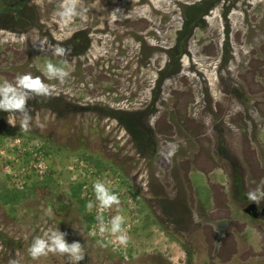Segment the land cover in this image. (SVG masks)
<instances>
[{
	"label": "rangeland",
	"instance_id": "1",
	"mask_svg": "<svg viewBox=\"0 0 264 264\" xmlns=\"http://www.w3.org/2000/svg\"><path fill=\"white\" fill-rule=\"evenodd\" d=\"M62 3L0 0V83L55 86L28 101L29 132L0 110V264H74L32 259L49 228L81 243L78 264H264V200L246 195L264 183V0H82L72 20ZM98 180L119 206L99 211ZM98 214L125 217L127 244Z\"/></svg>",
	"mask_w": 264,
	"mask_h": 264
},
{
	"label": "clouds",
	"instance_id": "2",
	"mask_svg": "<svg viewBox=\"0 0 264 264\" xmlns=\"http://www.w3.org/2000/svg\"><path fill=\"white\" fill-rule=\"evenodd\" d=\"M81 6L82 0H63L57 14L66 20H72L77 16H81L86 11ZM20 40L25 41L26 37L21 36ZM40 50L44 49L40 48ZM47 50L56 57H66L71 52V49L59 45L50 46ZM61 63L66 64L67 61L62 60ZM43 74L47 80H56L60 84H65L70 76V72L65 67L53 64L51 61L45 63ZM54 91L55 86L45 83L41 76H33L31 73L22 74L16 77L15 83L8 81L0 83V110L11 114V118L8 119V123L11 126L17 124V115L15 113H19L20 130L29 132L31 130L32 115L28 108V101L37 96L50 98L53 96ZM177 147L175 144L169 145L170 150L167 153V158H170L175 153ZM93 190L100 212L111 209L114 205L119 206L120 199L118 195L112 192L104 182L96 181L93 184ZM246 195L250 202L259 205L264 200V183L256 189L248 191ZM86 207L90 211L94 205L90 201ZM97 220L99 221V231L101 234L110 231L116 236L120 244H127L129 237L124 232L125 217L123 215L117 214L112 216L107 225L102 215L98 214ZM66 235L67 233L61 232L58 228H49L43 236H37L32 240L28 249L30 256L36 260L41 257H47L49 254H60L66 255L70 261L78 264L79 261L85 258L84 247L81 243L75 241L69 244L65 239ZM9 264H18V262L11 260Z\"/></svg>",
	"mask_w": 264,
	"mask_h": 264
},
{
	"label": "trees",
	"instance_id": "3",
	"mask_svg": "<svg viewBox=\"0 0 264 264\" xmlns=\"http://www.w3.org/2000/svg\"><path fill=\"white\" fill-rule=\"evenodd\" d=\"M202 13V12H201ZM202 16H204L205 15V13L203 12L202 14H201ZM200 16V15H199ZM201 16V17H202ZM191 27L192 26H189V29H188V32L191 30ZM185 36H188V33L185 35ZM184 36V37H185ZM174 49H176V51H179L180 53H179V55H182L183 53H184V46L183 45H180L179 43L175 46V48ZM175 51V50H174ZM251 167L254 169V171L257 169L256 167L257 166H255L254 164H251ZM206 171V170H205ZM207 171H210V170H207ZM34 185H38V184H34ZM32 186V187H35V186ZM41 186H44L43 184H41ZM212 189H213V191H215V188H214V186H210ZM76 193H75V191L73 192V195H75ZM23 196V195H22ZM1 199H2V194H1ZM14 200H17V197L15 196V195H13V192H8V193H6L4 196H3V202L5 203V204H9V203H11V202H13ZM81 204H82V206H84L85 205V203L84 202H81ZM90 218L91 217H88V216H85V220L86 221H88L89 222V220H90ZM87 222V223H88ZM235 248V247H234Z\"/></svg>",
	"mask_w": 264,
	"mask_h": 264
},
{
	"label": "water",
	"instance_id": "4",
	"mask_svg": "<svg viewBox=\"0 0 264 264\" xmlns=\"http://www.w3.org/2000/svg\"><path fill=\"white\" fill-rule=\"evenodd\" d=\"M247 214H252L254 217L256 216V207L254 205H249L247 209L245 210Z\"/></svg>",
	"mask_w": 264,
	"mask_h": 264
},
{
	"label": "built area",
	"instance_id": "5",
	"mask_svg": "<svg viewBox=\"0 0 264 264\" xmlns=\"http://www.w3.org/2000/svg\"><path fill=\"white\" fill-rule=\"evenodd\" d=\"M43 167H44V165H43V163L41 162V170H40L41 173H43V171L45 170V169H43ZM44 172H45V171H44Z\"/></svg>",
	"mask_w": 264,
	"mask_h": 264
},
{
	"label": "flooded vegetation",
	"instance_id": "6",
	"mask_svg": "<svg viewBox=\"0 0 264 264\" xmlns=\"http://www.w3.org/2000/svg\"><path fill=\"white\" fill-rule=\"evenodd\" d=\"M264 211V210H263ZM258 214V212L256 211V213H255V215H257Z\"/></svg>",
	"mask_w": 264,
	"mask_h": 264
}]
</instances>
